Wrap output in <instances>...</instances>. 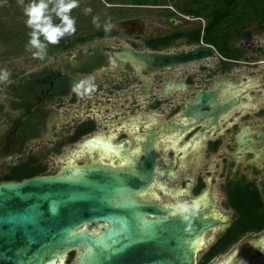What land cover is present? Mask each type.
<instances>
[{
  "label": "flooded vegetation",
  "instance_id": "obj_1",
  "mask_svg": "<svg viewBox=\"0 0 264 264\" xmlns=\"http://www.w3.org/2000/svg\"><path fill=\"white\" fill-rule=\"evenodd\" d=\"M127 25L131 36L80 43L0 86V181L24 167L43 171L40 176L69 163L138 166L153 153L154 186L144 198L160 205L166 197L169 204L186 198L190 203L183 205L219 219L204 234L205 252L196 264H264V69L242 66L252 69L249 74L256 69L261 81L246 70L234 73L233 63L241 59L217 50L216 57L190 65L134 66L115 52L129 46L177 53L200 45L181 37L152 50L149 38H132L141 24ZM258 32L264 34L263 19L244 20L232 41L242 58L238 43ZM84 81L94 87L76 90ZM203 93L211 94L199 110L204 115L188 116L203 104ZM66 152L62 161L54 160ZM50 164L57 167L51 173ZM168 182L178 188L167 189ZM222 255L228 257L214 263ZM77 260L78 251H71L64 264Z\"/></svg>",
  "mask_w": 264,
  "mask_h": 264
},
{
  "label": "water",
  "instance_id": "obj_2",
  "mask_svg": "<svg viewBox=\"0 0 264 264\" xmlns=\"http://www.w3.org/2000/svg\"><path fill=\"white\" fill-rule=\"evenodd\" d=\"M115 55L160 70L217 51L207 44L177 53L124 46ZM202 106L186 114L204 115ZM148 159L126 168L69 163L54 174L0 183V264H62L71 251H78L76 264H196L204 234L219 219L195 205L145 199L155 180V155Z\"/></svg>",
  "mask_w": 264,
  "mask_h": 264
},
{
  "label": "trees",
  "instance_id": "obj_3",
  "mask_svg": "<svg viewBox=\"0 0 264 264\" xmlns=\"http://www.w3.org/2000/svg\"><path fill=\"white\" fill-rule=\"evenodd\" d=\"M55 0H52L49 7ZM107 4L128 5V6H162L166 7L163 15L168 18L177 16V12L194 18L205 19L206 24L193 27L189 30L175 31L169 35L150 38L146 46L152 50H160L172 45L176 38L187 37L190 42L197 45L205 43L213 46L220 55L225 58L238 61L242 59L241 52L233 46V38L240 34L242 24L246 19L260 18L264 20V0H106ZM93 7V6H92ZM89 7L90 9L92 8ZM104 7V6H103ZM95 10L85 12V9H71L70 15L75 18L76 31L63 36L59 43L49 45L52 51H65L74 46L109 35L106 29L107 22L111 18H104L105 12L113 17L118 15L115 9L94 7ZM127 14V9H121ZM19 18L15 19L9 29H5L0 21V42L6 47L27 48L29 33L31 29L26 25L27 19L24 14L18 13ZM94 18L95 22H94ZM1 20V14H0ZM53 22L60 23V18L53 13ZM43 40V37L41 36ZM34 48V47H31ZM29 167L15 169L13 174L7 176L4 181H22L41 174L43 171L29 172Z\"/></svg>",
  "mask_w": 264,
  "mask_h": 264
},
{
  "label": "rangeland",
  "instance_id": "obj_4",
  "mask_svg": "<svg viewBox=\"0 0 264 264\" xmlns=\"http://www.w3.org/2000/svg\"><path fill=\"white\" fill-rule=\"evenodd\" d=\"M52 1V0H51ZM30 2V0H0V14H1V24L4 25L5 29H9L11 27V24L13 21L17 18H19L18 13L24 14L23 9L24 7ZM91 8L92 10H95L94 7H102L105 9H115L116 13L118 15L111 16L110 13L107 12L104 18H111L109 22H107L106 29L110 32L108 37H106L109 41L113 40L112 36L114 35H126L128 36L131 34L130 30L131 28L127 25V23L130 21H138L141 24V28L139 29L137 26L135 27L136 32L133 33L132 38L140 39L139 41L142 42L146 38H156L161 37L165 35H169L175 31H183V30H189L193 27H197L199 25H205L206 21L205 19H197L192 16L190 17V20L184 19L182 16H180L179 12H177L174 8L171 6V10L177 13V16L175 18L183 21L182 25H172L170 22V18L163 15V11L166 7L162 6H128V5H112L107 4L106 0H77V6L73 9L75 10H82L86 8ZM104 6V7H103ZM169 7V8H170ZM121 9H127L124 11H127L128 13H123ZM179 13V14H178ZM183 15V14H181ZM25 16V15H24ZM110 25V27H109ZM131 36V35H129ZM115 40V39H114ZM241 46L245 52V57L241 59V61L234 62L235 65L234 73H238L240 70H246V73L248 71H252L250 68H242V66H248V67H257L258 70L264 69V34L261 32L254 33L250 37H247L242 42L238 43V46ZM36 48H16V47H6L4 44L0 42V70H6L8 72V76L6 79L0 78V86L5 85L9 81L13 80L14 78L23 75L24 73L35 69L36 67H39L46 62H49L51 60H54L58 56L62 55L63 53L60 51H52L49 48V45L46 47L45 54L43 55V58L39 56H34L33 53L36 52ZM210 59V58H208ZM215 60L209 61V64H215ZM256 62L254 65H250L248 63L242 62ZM256 72V69H254ZM253 73H248L250 77L257 78L258 81H261L262 78L260 75ZM69 153H63L61 155L54 156V160H63ZM57 169L52 167V164L49 165L48 171L49 173L55 171ZM3 174L7 173V168H4L1 171ZM2 179V177H1ZM3 181H0V183ZM167 189H177L178 186L174 184V182H168L165 184ZM153 193L157 195H161V190L156 189L153 191ZM170 198L166 197L163 199L164 204L170 203ZM183 205L185 203H190L189 199L183 198L179 200H174V205ZM204 250L200 251L198 258H200L204 254ZM228 255H222L219 257V260H216L214 263H218L220 261H223L226 259ZM74 261L67 263V264H73Z\"/></svg>",
  "mask_w": 264,
  "mask_h": 264
},
{
  "label": "clouds",
  "instance_id": "obj_5",
  "mask_svg": "<svg viewBox=\"0 0 264 264\" xmlns=\"http://www.w3.org/2000/svg\"><path fill=\"white\" fill-rule=\"evenodd\" d=\"M50 3L51 0H30L23 9L27 17L25 23L31 29L28 46L36 48L37 51L33 55L41 58L45 54L47 43H59L63 36L76 31L75 18L70 15V11L77 6V0H55L49 7ZM90 11V8L85 9V12ZM53 13L60 18V23L53 22ZM7 76L6 70H0V78L6 79ZM91 87L94 85L84 81L76 86V90Z\"/></svg>",
  "mask_w": 264,
  "mask_h": 264
},
{
  "label": "built area",
  "instance_id": "obj_6",
  "mask_svg": "<svg viewBox=\"0 0 264 264\" xmlns=\"http://www.w3.org/2000/svg\"><path fill=\"white\" fill-rule=\"evenodd\" d=\"M171 8V7H170ZM179 14V13H178ZM180 16H182L184 19L186 18V20H190V17H188V16H185V15H181V14H179ZM197 19H201V18H197Z\"/></svg>",
  "mask_w": 264,
  "mask_h": 264
},
{
  "label": "bare ground",
  "instance_id": "obj_7",
  "mask_svg": "<svg viewBox=\"0 0 264 264\" xmlns=\"http://www.w3.org/2000/svg\"><path fill=\"white\" fill-rule=\"evenodd\" d=\"M62 264H64V262Z\"/></svg>",
  "mask_w": 264,
  "mask_h": 264
}]
</instances>
